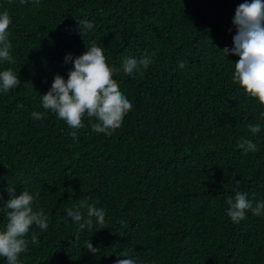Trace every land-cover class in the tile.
<instances>
[{
  "label": "trees",
  "instance_id": "1",
  "mask_svg": "<svg viewBox=\"0 0 264 264\" xmlns=\"http://www.w3.org/2000/svg\"><path fill=\"white\" fill-rule=\"evenodd\" d=\"M243 2L0 0L15 61H0V71L11 68L21 81L0 92V230L9 184L35 195L34 209L48 217L47 230L30 228L20 264H264V215L248 211L234 223L225 203L236 182L254 206L264 201V105L233 82L239 57L221 53L234 47ZM84 20L93 28L81 35ZM92 41L119 69L113 79L132 110L110 136L85 115L73 139L41 96L57 74L67 80L65 56L82 55ZM145 52L155 53L153 63L125 74L123 61ZM249 124L261 131L253 135ZM241 138L257 151L241 149ZM83 202L105 210L103 226L93 219L91 230L78 231L67 218L71 208L86 219Z\"/></svg>",
  "mask_w": 264,
  "mask_h": 264
},
{
  "label": "clouds",
  "instance_id": "2",
  "mask_svg": "<svg viewBox=\"0 0 264 264\" xmlns=\"http://www.w3.org/2000/svg\"><path fill=\"white\" fill-rule=\"evenodd\" d=\"M21 4L26 0H20ZM38 2V0H37ZM12 23L9 12L0 13V61L15 63L11 55V42L8 39V28ZM236 34L233 37L234 47L225 48L221 53L227 57L235 55L239 60L234 64L233 82L238 83L260 105H264V0H251L239 4L235 10L232 21ZM93 28L87 20L78 24V31ZM155 53L145 52L141 57H128L123 61L122 70L127 75H133L139 69H147L153 63ZM65 64L71 63L72 68L67 73V80L57 74L50 90L41 96L42 106L45 110L55 113L58 118L66 122L73 129L70 136L78 138V130L85 125L82 122L85 115L97 121L91 125L96 133L112 135L119 129L125 116L132 110L131 101L120 91L119 84L113 79L119 69L109 66L106 62L104 50L95 41L90 42V47L78 56L68 54L64 58ZM178 67L184 69L185 61H179ZM21 83L19 77L11 68L0 71V92L7 94ZM33 119H44V114L32 112ZM264 117V113H261ZM248 131L253 135L261 131L260 124L247 125ZM246 152L257 151L256 145L249 139L241 138L238 143ZM236 182L235 197L229 196L227 216L234 223H239L246 218V212L251 211L254 216L264 215V201L253 205L246 193L239 190ZM9 199L5 203L7 224L0 230V256L5 257L7 264H20V254L28 251L29 241L25 239L30 228L35 225L42 231L48 228V217L43 209H34L36 196L25 190L17 194L16 189L9 184L7 188ZM2 199V196H0ZM86 207L85 219L79 209L66 210L67 218L78 224V231L85 228L91 230L93 219L96 224L103 226L106 212L95 205L81 204ZM78 238V237H77ZM31 243L38 244L37 235L31 236ZM86 248L95 255L100 248L93 247L91 241L86 242ZM116 264H136L131 258H118Z\"/></svg>",
  "mask_w": 264,
  "mask_h": 264
}]
</instances>
